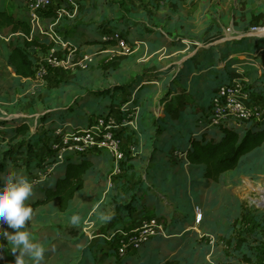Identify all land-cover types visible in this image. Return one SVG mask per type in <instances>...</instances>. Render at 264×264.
Masks as SVG:
<instances>
[{"label": "rangeland", "instance_id": "374dc122", "mask_svg": "<svg viewBox=\"0 0 264 264\" xmlns=\"http://www.w3.org/2000/svg\"><path fill=\"white\" fill-rule=\"evenodd\" d=\"M82 1L84 0H79ZM107 1L115 5L116 10L118 9L117 17L123 16L125 19L123 22H117L113 31L120 32L128 40L133 51L124 54L116 48L115 43L106 48L102 44L93 45L97 39H86L89 36L83 31L86 28L79 31L85 33L83 34L85 37L83 35L82 38L75 37L70 40L71 42L56 29L60 41L69 43L72 51L76 50L73 52L76 62L84 59L85 56H92L93 62L86 70H66L59 73L51 71L44 87L35 90V93L32 91L33 82L18 79L14 70L7 65L9 43L14 42L24 47V36L12 34L9 28L0 29V117L6 113L8 114L6 118H9L8 121L1 123L3 127H8L0 131L8 142L0 151V164L4 152L8 151L11 158L10 163L5 165L8 166L7 169L4 168L5 171L0 167L4 174L10 169L17 168L16 170L23 175L25 169L23 171L22 167L11 166L16 162L20 163L22 159L28 160L25 151L30 147L32 148L30 152L33 150L32 153L36 155L34 158L38 159L41 154L38 155V151L46 150L49 142L47 138L41 140L45 135L43 130L46 128L41 127L43 133L39 141L31 142L30 145L29 141L20 139L13 143L9 132L23 119L16 118L15 115L13 116L14 113L37 115L24 119L35 121L36 117H39V120L45 122L46 119L43 118L45 114L54 109L70 108L71 115L78 116L76 123L88 127L98 116L113 114L120 118L122 106L125 105L127 98L134 96L133 84L140 78L148 77V82L153 84L151 88L145 87L142 91L143 99L137 129L123 132L126 161L121 164V173L113 174L114 162L106 153L90 157L95 166L85 177V189L78 193L69 210L62 214L54 205L36 210L23 230L31 233L33 241L45 249V264H120L111 259L100 239L90 241L86 236L92 239L104 235L113 226L129 230L144 219L151 220L142 210L131 216L127 208L136 202L134 199L137 196L142 197L141 200L148 198L146 193L139 196L138 189L143 181L149 180L155 170L151 168V164L162 163L165 164L164 170L155 177L153 187L147 188L158 198L149 200L144 205L141 203L138 205L139 209L151 206L162 210L155 220L166 228L173 225L174 235L170 239L160 241L153 239L151 246H147V259L133 256L124 264H169L170 262L215 264L218 260L219 264H232V262L244 264L243 257L246 258L251 254L256 260L264 259V208L253 202L263 199L259 198L260 193L256 188L264 189V146L253 155L244 157L239 168L224 174L218 184L209 182L206 188L196 187L194 193L198 195L201 192L202 201L200 199V204L194 203V205L190 190L185 192L186 189H182V178L185 175L187 177L188 170L183 166L182 172L179 166L183 162L179 158L181 156L176 157L172 153L176 149H171L170 157H164V154L162 157L159 156L158 158L164 157L160 161L159 159L153 161L150 157L151 153L144 156L139 152V148L142 149L143 146V134L147 136L146 133L150 130L148 136L151 138L158 127L157 119L164 118V114L171 113L174 116L176 122L168 121L169 127H173L175 124H180V120L185 121L182 120L180 111L183 116L188 117V122L196 123L193 120L206 110L205 107L208 105L206 95H196L195 100L190 88L184 89L186 82L178 80L176 76L177 70H182L186 64L194 61L193 68L189 73L186 72V75L191 77L202 66H206L205 70L211 68L209 72L212 73L213 81L210 83L218 84L224 73V60L219 64L215 57V63H210L207 56L216 55L219 47L231 46L229 48L234 49L238 44L245 42L248 46H252L249 47V51L253 50L257 54L259 57L257 64L260 65L259 68L252 66L255 73L249 80L257 79L264 85V37L249 36L248 33L252 26L251 16L264 11V0H183L182 2L178 0L176 7H169L166 0H152L155 2L153 5L149 4L150 0H139L137 9L131 5L133 10L137 11L136 14L125 12L127 0ZM130 2L128 3L131 4ZM2 3L4 9L16 19L30 22L27 0H3ZM81 6L83 7L82 3ZM45 13L41 14L43 20ZM128 19L130 20L126 21ZM63 20L64 18H61L54 27L50 24V29L58 28ZM131 20L142 22L141 29H152L165 41H139L137 32L139 24ZM123 23L129 24L122 26ZM33 29V38L40 43L52 44V48L57 49L59 53L64 52L59 40L54 42L49 35L41 34L37 27H32ZM108 30L113 32L110 28ZM152 37L155 38L156 34ZM259 48L262 50L257 51ZM26 50L37 62L36 69L40 60L49 53L42 52L37 47ZM70 53V51L65 52L66 55ZM207 63L211 67L207 66ZM249 67L251 66L240 67L246 68V76ZM116 86L124 87L119 93L109 95L107 99H105L107 94H98ZM130 112L136 111L130 109ZM206 120V118L201 120L200 124L205 125ZM53 125L49 127L47 125V128H53ZM253 125L254 123H250L248 126L251 128ZM216 131L217 129L213 128L207 134L210 138H217L219 135ZM240 134L244 135L243 132ZM151 141L153 142V139ZM185 146L178 145V148ZM29 168L30 166H26L27 170ZM34 176L31 175V179ZM58 176L55 175L53 179L48 180L49 183L54 184ZM248 183L253 189H249ZM40 185L33 186V189L41 188ZM37 196L32 193L27 203L32 202ZM250 198L259 199L251 201ZM178 199L181 201H177ZM183 204H190L194 208L201 206L204 215L203 224L199 226L190 222L186 224L185 210L180 208ZM74 216L78 218L76 224L72 223ZM180 223L188 225L184 232ZM13 231L15 230L10 229L7 234L10 240L8 244L4 245L0 242V264H16V258L20 254L11 241ZM176 234L179 236H175ZM246 239L249 240L243 242ZM24 261L25 264L38 262L28 255L24 256ZM257 262L261 263V261Z\"/></svg>", "mask_w": 264, "mask_h": 264}, {"label": "trees", "instance_id": "16d2710c", "mask_svg": "<svg viewBox=\"0 0 264 264\" xmlns=\"http://www.w3.org/2000/svg\"><path fill=\"white\" fill-rule=\"evenodd\" d=\"M2 1L3 0H0V29L9 28L12 34L14 35L20 34L24 36V47L17 45L14 42L9 43L10 53L7 59V65L8 67L14 70V73L18 79H22L26 81H34L35 76H36L37 62H35L33 56H31L27 52L26 48L37 47L41 49L42 52H49L52 48V44L50 45V44H44L42 42L40 43L36 38L31 39L32 26L30 22L27 20H18L14 16L9 14L4 9ZM110 7H115V5L111 4ZM112 12H115V11L112 9ZM43 17L46 21H48L47 24H51V23L56 22L59 19V12L53 9V10L46 12L43 15ZM111 21H113V19L110 20V22ZM62 22L63 23L59 25V27L57 28V31L58 33L62 34L63 37L66 38L67 41H70L71 39L75 37H79V38L83 37V36L81 37V35L83 34L78 32L75 29L85 24H78L77 26H72V24L69 21V18H64ZM250 25H252L251 27H262L264 25V12L253 14L250 19ZM90 26L96 27L94 24H91ZM104 26L105 25L100 24L95 28V30L96 31L100 30ZM140 27H141V24L139 23V30L140 31L146 30V29H141ZM149 32H153V30H149ZM105 33L106 32L100 35H102L103 37ZM102 37H100L98 40L93 42V45L102 44L106 48L109 45L114 44V42L112 41L103 42L101 40ZM139 37L140 36H138V38ZM141 40L142 39L139 38V41ZM157 41H165V39L162 37L160 40H157ZM229 47L231 46L217 48L218 53L216 55H213V54L208 55L207 59H209V62L212 63L215 61V57H217V61H219V64H221L223 59L226 56H228L231 51L234 50L239 53L248 52L249 47H252V46H248L247 43L243 42L242 44L240 43L238 44V46H235L234 49H231ZM262 48L257 49V51H261ZM238 63H240L238 59L232 60L229 63H227L226 67H224L225 74L223 73L221 82L218 84L210 83L211 81H213L212 75H211L212 73L209 72L211 68L205 70L206 66H202V68L197 69L196 75L193 77V80L190 82L189 75H186L187 74L186 72L189 73V71L193 68L194 61L186 64V66H184L182 70L180 71L177 70L176 76L178 77V80L186 82V84H184V89L187 90L188 88H190V93H192V97H194L195 100H196V97H195L196 95L197 96L206 95V100L208 103L207 107H205L206 110H204V112L202 111V113L193 120L196 123L188 122L187 121L188 117L183 116L182 111H180L179 114H182V117H183L182 120H185V121L180 120V124L178 125L175 124V126L173 127H169L168 121L176 122L175 119L173 118L174 116L171 113H166L164 114L165 115L164 118L161 117L157 119L158 127H157L155 134H153L151 138L148 136V132H150V130L147 131V133L144 132L147 134V136L143 134V139H144L143 146H142V149L139 148V152L142 153L144 156L151 153L150 157L152 158L153 161H156L158 159L160 161V159H163L164 157H170V151H172L171 149H176L175 151L172 152L174 153L176 157L181 156L179 158L183 162L181 165L179 164V166H181V170L183 166H185V168H187L188 170L187 177L184 174L185 176L182 178V183H183L182 189L184 190L186 189L185 192L187 190H190L191 200L193 202V205L194 203L200 204V202L202 201L200 193H198V195L194 193L196 191L195 190L196 187L203 186L204 188H206L208 187L209 182L218 184L221 181L222 176L224 174L232 172V171H236L239 168L241 161L244 157L248 156L251 153H254V152L256 153L258 150H260V148L264 146V120L261 122H255V123L253 122L254 125L251 126V128H249L248 126L251 122L250 123L248 122L244 125V128L242 130H236L233 127L221 124L219 126L214 127V129L215 128L217 129L216 132L219 135L217 138H210L207 134L213 128H208L207 124L205 125L200 124L201 120L205 118L208 119L211 116L212 102L216 96L217 91L221 87L231 82L232 77L236 73V66L238 65ZM207 66L211 67L209 63H207ZM203 71H205L206 73H202ZM247 71H248L247 75L251 79L252 75L255 73V69H253L252 67H249L247 68ZM144 78L143 79L140 78L139 80L135 82V84H133L134 86L132 85L135 90L132 92L134 94V96H132L134 97L133 103L135 104L133 103L130 104L131 105L130 109L139 108L140 110L142 106L143 89L145 87L151 88L153 85L150 82H148L149 80L148 77H144ZM123 87L124 86H120V87L116 86L113 89H107L103 92H99L98 94L100 95L107 94L105 98L107 99L109 95H113L114 93H119V91L123 89ZM246 90L247 92L250 93L252 97H255L259 100V102L262 105V108L264 109V85L261 82H259V80L257 79L255 81L249 80V84L247 85ZM111 91H117V92H111ZM172 93H175V92L172 91ZM131 98H127L126 101H131ZM142 111H144V109ZM150 111L152 112V110ZM108 115L110 114H107L105 116H108ZM152 116L154 117V115ZM77 117L78 116L74 114L71 115L70 108H67L65 110H61V109L53 110L45 114L43 118L46 119V121L43 122L41 120V125H42L41 127L42 128L46 127L43 130L45 135L42 139L40 137L41 134L43 133V132L41 133V129L38 130L36 133L32 132V127H33L32 124L34 125V122H35L34 119H24L23 118L21 123L18 126H15L13 129L10 130L9 132L11 133L10 140L14 143L22 139V140H25V142L29 141L30 145H31V142L35 143L36 140L38 141L40 139L45 140L46 138L49 140L50 136L52 135V132L58 127H61L64 129H68L69 125H72L75 128L82 127L80 123L78 122L76 123ZM98 117H103V116H98ZM73 121L74 123H72ZM47 125L48 127L49 125H53L54 127L47 128ZM175 131H177V133H175ZM242 132L244 133L243 136L240 134ZM152 139H153V142L151 141ZM7 142L8 141L6 140V143L0 147V151L2 150L3 146L7 144ZM178 145H186V146L184 148H178ZM30 149L32 148L30 147L29 150L25 151V154H26L25 156H26V159L28 160L25 161L22 159L20 163L16 162L12 166L10 165L13 168H16L15 166L22 167L23 171L25 169L26 172L23 173V176H25L29 180L31 179L30 177L31 175H36L40 171V169L42 168V165L46 162L45 154H47L48 152V148L44 151L41 150V152L38 151V155L39 153H41L42 155L40 154V156L37 157L38 159H35L34 157H36V155L32 153L33 150L30 152ZM163 154H164L163 158H158L159 156L162 157ZM97 156L99 155H94V154L67 155L65 157L64 163L61 164L60 166H57L52 177L49 179L51 180L53 179L55 175H59L56 178L55 183L54 184L49 183V181L47 180L46 182L40 185L41 188L33 189V194L38 195V196L37 198H35L32 202L28 204L33 209L32 217L36 210H39L43 207L52 206V205L56 206L57 210L60 213L62 214L66 213L71 207L72 202L76 199L78 193L85 189V186H86L85 177L95 166L94 162L90 159V157H97ZM10 159L11 158H10L9 152L8 151L6 153L4 152L3 161L0 164V167L2 168V170L5 171L4 168L7 169L8 166L5 167V165H8L10 163L11 161ZM125 161L126 159L123 161V163ZM164 165L165 164L162 165V163H159L157 165L151 164V168L155 170H153L149 180L146 179L145 181H143L138 189L139 196L143 193H146L148 195V198L144 200H141L142 197L139 198L138 196L135 199L133 198L134 200H136V202L133 204H130L127 208L131 216H133L134 214H136L137 212L141 210L145 214H147V216L151 218V220L153 219L155 220L156 217L160 216V212L162 210L151 208V206H146L147 208L144 207V208L139 209L138 203H141L142 205H144V203H147V201L149 200L153 201V199L158 198L156 197V195L151 193V191L147 188L153 187L152 183L155 177L159 176L162 173V171L164 170ZM26 166H30L29 170L26 169ZM2 170H0V173H2ZM183 171L184 170H182V172ZM191 176L194 179L191 180L190 186H188V181ZM199 179H202V182H200ZM0 186H2V182H0ZM184 186H186L187 188H185ZM177 201H181V200L178 199ZM180 208L181 210H185L184 211L185 212L184 222H186V224L189 222L194 223L195 222V216H193L194 206L192 207L190 204H185V205L183 204L180 206ZM203 221H204V215H203L202 224H203ZM173 227H174L173 225H170V227H167V228L165 227L168 233L166 238L159 236L153 239H156L157 241H160L161 239H170L174 235V233L172 234ZM187 227L188 225L185 226V224H182V228H184L182 231L184 232ZM121 228L122 227L120 226H113L108 231H106L104 235L106 236V235L113 234L116 230L121 229ZM10 229L12 228L8 227L6 224L0 225L1 244L6 245L9 243L10 240H8L7 234L10 231ZM130 229H133V227H131ZM170 230H171V233H170ZM211 231L213 232L214 230H211ZM186 233H189V232H186ZM175 236H179V234H176ZM86 238H88L90 241L95 240V239H100L102 243L104 244L103 247L107 249L108 253L111 255V259H113L116 263H120V264L127 263L128 261L131 260V258H133V256L140 257L142 259H147L146 258L147 248L151 246V241H153V239H151L140 250L129 251L126 253L125 256L121 257L118 254V250L115 244L108 242L104 237H102V235L101 237L98 236L92 239L89 238V236L87 235ZM248 240L247 239L243 240V242L244 241L246 242ZM90 259L91 258L89 257V260ZM257 261H261V263ZM10 262L12 261L10 260ZM45 262H46V259L43 258L42 260L38 261L36 264H45ZM243 263L244 264H263L264 259L261 260L259 258L258 260H256L251 254V255H248L246 258L243 257ZM169 264H178V262H170ZM215 264H219V260L215 261Z\"/></svg>", "mask_w": 264, "mask_h": 264}, {"label": "built area", "instance_id": "2783aa9c", "mask_svg": "<svg viewBox=\"0 0 264 264\" xmlns=\"http://www.w3.org/2000/svg\"><path fill=\"white\" fill-rule=\"evenodd\" d=\"M64 4V7L59 8V19L51 23L52 27L57 26L63 16L71 19L77 16L79 8L78 0H64ZM55 6V0H27V9L32 27H37L41 34L49 35L54 42L59 40V44L63 48L62 51H64L63 53H59L57 49L52 48L40 60L39 67L36 69L35 80L32 81L34 83L33 89L36 90L44 87L45 80L51 71L59 73L66 70H86L93 62L92 56H85L84 59L76 62L73 56V52L76 50L72 51L69 43L60 41L56 28L55 30L50 29V24L47 26L48 28L44 27L46 20L42 19L41 14L53 10ZM33 32L34 29L32 30L31 39L33 38ZM248 33L249 36L264 37V27H251ZM102 41L114 42L116 48L120 49L124 54H130L133 51L128 40L117 31L105 34L102 37ZM66 51H70L71 53L66 55ZM236 69L231 82L221 87L213 99L212 113L206 120L208 128H214L223 124L236 130H242L248 122L255 123L264 120V109L261 107L262 105H260L259 100L252 97L246 90L249 79L244 76V70ZM129 105L125 104L122 106L120 118L110 114L98 117L88 127L75 128L69 125L68 129L56 128L49 139L48 152L45 154L46 162L42 165L40 171L30 179L33 186H39L49 180L57 166L63 164L65 157L70 154L99 155L106 153L114 162L113 174L119 175L122 171L121 164L126 159L123 132L124 130L134 131L138 126V116L130 112ZM4 114L3 117H0V131L8 129V127L1 125V123H4L3 121L9 120V118H6L8 114ZM40 121L39 117H36L34 128H32L33 133L41 129L42 125ZM5 143L6 138L0 133V147ZM259 198H262L261 194H259ZM259 198H250V200ZM262 208H264V205ZM194 216V224L199 226L203 220V211L199 206L194 208ZM159 236L166 238L167 229L163 224L154 219H144L130 230L121 228L108 236L102 235L108 242L115 244L121 257L125 256L129 251L140 250L151 239Z\"/></svg>", "mask_w": 264, "mask_h": 264}, {"label": "crops", "instance_id": "0c3cea01", "mask_svg": "<svg viewBox=\"0 0 264 264\" xmlns=\"http://www.w3.org/2000/svg\"><path fill=\"white\" fill-rule=\"evenodd\" d=\"M124 1H126V0H124ZM166 1H168L167 3H168L169 7H174V6L176 7L177 3H179L178 0H166ZM180 1L182 2L183 0H180ZM128 2H130V0H127V8L124 7L125 9H127L125 12L129 13V14H133L135 12V14H136L137 11H134L133 8L131 7V5H133V7H135V9H137L139 7V0L131 1L132 2V3L130 2L131 4H129ZM55 3H56V6H55L54 9L56 11H59L60 7H64L65 6L64 0H55ZM81 3L83 5V7L81 6ZM109 3L110 2L107 1V0H84L82 2H79V0H78V4H79L78 14L73 19L69 18V21L72 24V26H77L78 24H85V25H82L80 27H77L75 30H77L79 32L82 29L86 28L85 30H83L85 33H87V35H89V36H87L86 39H88V38H96L98 40L100 38V34H102L104 32H106V34H110L111 32H109V30H108L109 28L112 29V31H113L115 29L116 25H117V22L120 23V22H123L125 20L123 18V16H122V18H119L120 16L117 17L118 16L117 15L118 14V9L116 10L115 7H110ZM154 3L155 2H153L152 0L149 1L150 5H153ZM112 9L115 12H112ZM62 18H68V17L63 16ZM112 19H113V21L110 22V20H112ZM129 20L130 19H128L126 21H129ZM80 21H81V23H80ZM131 21H134V20H131ZM47 22L48 21H45V23H47ZM134 22H136V20ZM139 23L141 24L142 22H136L135 24H139ZM91 24H94L96 27L98 25H100V24H103L105 26L102 29L96 31L95 30L96 27L90 26ZM125 24H129V23H123L122 26H125ZM44 27L48 28L47 24H44ZM148 30H150V29H147V30H144V31L143 30L142 31H140V30L138 31V29H137V32L139 33V36H140L139 38L142 39L141 41H146V40L157 41V40H160L162 38L159 35V33L155 32V31L149 32ZM85 33H83V34L85 35ZM155 34H156V37L153 38L152 36H154ZM98 36H99V38H98ZM149 36H150V38H149ZM258 58L259 57L257 56V54H255L254 51H250V52L248 51V52L239 53V52L233 50V51L230 52V54L228 56H226L223 59L224 60L223 61L224 62L223 67H226L227 63H229L230 61L238 59L240 63H238L236 68L245 70L246 68L244 69V68H240V67H246L247 65H249L251 67L254 66L256 68H259L260 65L257 64ZM254 64H256V65H254ZM195 75H196V73H193L192 77L189 76V81L190 82L193 80V77ZM245 77L247 79H250L248 77V75L246 76V70H245ZM35 90L36 89L32 88V91L34 93H35ZM133 101H134V97L131 98V101H126L125 104H132ZM131 110L136 111V112H133V113H135L138 116V118H139V108L131 109ZM14 115L18 119L19 118H25V117L29 118V117H32V116H37V115L28 116L27 114H24V113H20V114H15L14 113L13 116ZM254 153H251L248 156L253 155ZM248 156H246V157H248ZM192 179H194V178L191 176L189 178V181H188V186H190V182H191ZM199 180H200V182H202V179H199ZM199 193H201V192H199Z\"/></svg>", "mask_w": 264, "mask_h": 264}, {"label": "clouds", "instance_id": "9594fccd", "mask_svg": "<svg viewBox=\"0 0 264 264\" xmlns=\"http://www.w3.org/2000/svg\"><path fill=\"white\" fill-rule=\"evenodd\" d=\"M0 182V225L6 224L15 230L11 232V241L20 253L16 264H25V255L35 261L42 260L45 249L33 241L31 233L23 230L33 213L27 203L33 193L32 182L15 169L8 170L6 174L0 173ZM77 220V217H72L73 224Z\"/></svg>", "mask_w": 264, "mask_h": 264}, {"label": "bare ground", "instance_id": "6f19581e", "mask_svg": "<svg viewBox=\"0 0 264 264\" xmlns=\"http://www.w3.org/2000/svg\"><path fill=\"white\" fill-rule=\"evenodd\" d=\"M248 186H249V189H253V187L248 183ZM255 190V189H254ZM258 190L257 192H259L261 195H262V198L261 200H253V202L259 206H263L264 205V189H257Z\"/></svg>", "mask_w": 264, "mask_h": 264}]
</instances>
